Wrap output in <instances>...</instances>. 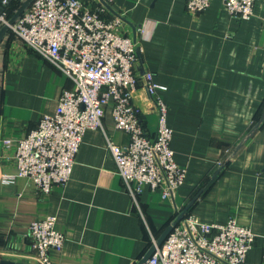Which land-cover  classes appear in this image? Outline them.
<instances>
[{
	"label": "crops",
	"instance_id": "0c3cea01",
	"mask_svg": "<svg viewBox=\"0 0 264 264\" xmlns=\"http://www.w3.org/2000/svg\"><path fill=\"white\" fill-rule=\"evenodd\" d=\"M108 4L126 20L127 34L140 29L136 70L151 71L163 86L158 93L167 105L170 147L186 169L185 181L167 198L145 186L135 204L106 147V135L129 142L109 106L103 130L85 131L64 185L44 195L26 177L12 178L14 151L2 139L25 136L42 114L55 111L72 83L8 30L0 42V259L34 263L25 232L33 220L53 214L65 240L60 252H50L52 264H131L190 210L217 224L236 217L255 234L245 264H264V122L255 123L264 102V0L246 18L230 15L222 0L198 14L186 10L185 0ZM133 102L152 136L151 97L138 86Z\"/></svg>",
	"mask_w": 264,
	"mask_h": 264
},
{
	"label": "built area",
	"instance_id": "2783aa9c",
	"mask_svg": "<svg viewBox=\"0 0 264 264\" xmlns=\"http://www.w3.org/2000/svg\"><path fill=\"white\" fill-rule=\"evenodd\" d=\"M9 1L0 0V26L8 25L11 33L72 83L62 89L55 111L42 114L35 128L21 138L2 139L4 147L14 151L11 177H26L44 195L53 186L64 185L85 131L103 130L109 106L115 127L128 134L129 142L120 145L106 135V147L132 201L138 203L145 186L161 191L163 198L172 195L184 183L186 169L175 162L170 147L167 105L158 93L163 86L154 81L151 71L138 74L136 70L140 29L127 34L122 16L103 3L82 0H32L9 24ZM210 1L185 0V8L198 14ZM255 1L222 0L235 18L253 15ZM138 86L155 106L157 128L152 136L145 133L140 109L133 102ZM187 211L160 243L152 238L153 251L141 264H245L255 239L248 226L234 216L217 224ZM56 220V215L49 214L28 225L25 237L34 264H52L50 252L62 250L65 237L56 228Z\"/></svg>",
	"mask_w": 264,
	"mask_h": 264
},
{
	"label": "water",
	"instance_id": "95a60500",
	"mask_svg": "<svg viewBox=\"0 0 264 264\" xmlns=\"http://www.w3.org/2000/svg\"><path fill=\"white\" fill-rule=\"evenodd\" d=\"M101 1H102L103 4L107 5L108 8H110V6L104 0H101ZM31 2H32V0H22L21 4L14 11L13 15L9 19L8 23L12 24L23 13V11L29 6V4ZM116 15H118V14H116ZM7 31H8V25H2L0 27V42H1L2 38H3V35ZM187 208H189V206ZM183 214H184V212L180 214V216L176 219L175 223H173V224H171L170 226L167 227V229L164 231L163 235L157 240L158 243H160L164 239V237L171 230L172 226L175 225L178 222V220L183 216ZM152 251H153V246H150L148 248V250L144 253V255L138 260L137 264H141L142 262H144V260L149 257V255L152 253ZM0 264H34V263L19 262V261H14V260H11V259L3 258V259H0Z\"/></svg>",
	"mask_w": 264,
	"mask_h": 264
},
{
	"label": "trees",
	"instance_id": "16d2710c",
	"mask_svg": "<svg viewBox=\"0 0 264 264\" xmlns=\"http://www.w3.org/2000/svg\"><path fill=\"white\" fill-rule=\"evenodd\" d=\"M20 4H21V0H10L9 1V3L7 5V13H8V18L9 19L11 18V16L14 13V11L18 8V6ZM259 112L260 113H259L258 116H256V121H255V123L257 125H259L260 123L264 122L263 119H262V118H264V102H263L262 106L260 107V111ZM189 212H190V210H188L186 212V214L189 213ZM3 245H5L4 244V240H3L2 236H0V246H3Z\"/></svg>",
	"mask_w": 264,
	"mask_h": 264
}]
</instances>
